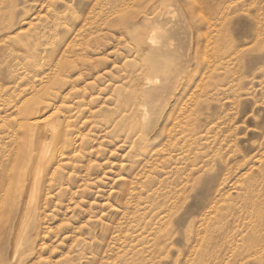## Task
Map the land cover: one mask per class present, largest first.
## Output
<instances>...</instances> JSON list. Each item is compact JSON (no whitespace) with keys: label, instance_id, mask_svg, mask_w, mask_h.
<instances>
[{"label":"rangeland","instance_id":"rangeland-1","mask_svg":"<svg viewBox=\"0 0 264 264\" xmlns=\"http://www.w3.org/2000/svg\"><path fill=\"white\" fill-rule=\"evenodd\" d=\"M0 92V172L19 104L60 118L20 264H264V0H0Z\"/></svg>","mask_w":264,"mask_h":264},{"label":"bare ground","instance_id":"bare-ground-1","mask_svg":"<svg viewBox=\"0 0 264 264\" xmlns=\"http://www.w3.org/2000/svg\"><path fill=\"white\" fill-rule=\"evenodd\" d=\"M149 5H151V4H149ZM137 19H139V17ZM148 22H149V18L144 17L143 23H148ZM187 22H189V21H187ZM159 28H161V27H159ZM191 28H192V26H191ZM153 30L154 31L149 36V41L151 43L152 42L155 43L159 39L158 30H155V29H153ZM150 33H151V31H150ZM192 33H194V32H192ZM204 34L206 35L207 33H204ZM202 36H203V34H202ZM208 36H210V35L208 34ZM197 44H201V45L203 44V39L201 37L199 39H197ZM204 44H206V43H204ZM205 46H207V45H205ZM205 46L203 48H206ZM197 48L201 49L200 46H197ZM179 49H181V48H179ZM203 50L204 49H202V51ZM204 54H205V52H204ZM206 55H208V54H206ZM206 57H208V56H206ZM207 60H209V59L207 58ZM57 65H58V63H57ZM55 69H56L55 70L56 72H57V70L59 71V69H57V68H55ZM56 72L54 74H56ZM186 72H188V71H186ZM147 74L148 73H146V75L142 74V75H144L141 78V80L143 81V84H147V83H150L153 81L152 78L147 76ZM151 74H153V73H151ZM203 74H204V72H203ZM52 75H53V73H52ZM200 75H202V74L200 73ZM58 76H60V75H58ZM152 76L154 77V75H152ZM158 80H156V81H158ZM38 83H40V81ZM41 84H43V83H41ZM41 84H38V86H40ZM34 85H37V84L35 83ZM35 87H37V86H35ZM35 87H30V88H32V89L34 88V90H36L38 87L36 89H35ZM40 87L43 88V86H40ZM139 93L145 94L144 89L141 87H140V89L138 88L135 95H137ZM41 98H42L41 95L37 94L32 99H27L23 103L19 104L20 105L19 113L21 112V114L24 115V119L23 120L21 119L22 121H18L17 122L18 126L15 124L17 126V129H15V131L13 130L15 142L17 144L16 147L17 146L18 147H17V149L15 148L16 151L14 150L13 153L11 152L12 154L10 155L9 161L7 163H4L1 165V172H0L1 179H3V181L6 180L7 182H9V186H7L8 183L6 184L7 187L5 186L6 191H5V187H4V190L2 189V191H4V194L2 193V195H6V197H4V198H6L7 204H8L4 210V213H3L5 215V219L7 218V214L9 212L11 213L10 215H8L9 216L7 219L8 223L5 225V228L2 231H5V230L7 231V228L8 229L10 228V230H12L13 234L17 238V243H15L14 247L11 246V248L7 254V259L10 262H15L17 264L22 263L23 260H25V258L34 249V246H35L34 243L36 241L38 231L36 230L35 225L31 230H29L28 224H32V222L34 221L33 212L36 211L37 207L40 206V205L38 206L40 198H41L40 196H41V193H43V190L45 187V182H47L46 178L50 174V170H51L52 165L54 164V166H55L56 165L55 163L57 162V165H56L57 167L55 166L56 168H54V169L58 170L59 166L61 165V161L63 160L62 157H61V159L57 160L58 157L56 155L57 159L55 161V158H53V156L51 154V149H52L51 147H52L53 140L56 138L60 139V136L58 134V121L60 118L59 119L58 118L53 119L52 117H50V118L42 117V114L51 108V103H49V104L44 103L41 101V100H43ZM19 105H17V106H19ZM61 105H58V107H56V108H59V106H60V110H61V108H62ZM56 110H59V109H56ZM134 110L136 113L143 114L144 119L147 117L148 112L146 110L145 105L139 104V107H136ZM5 118H7V117H5ZM176 120H177V117H176ZM4 121H6V120H4ZM16 121H17V119H16ZM142 125H143V123H142ZM170 126H172V125H170ZM172 129H174V128H171V130ZM170 134H171V132H170ZM57 147H59V146H57ZM60 150H61V148H60ZM8 154H10V153H8ZM57 154H58V152H57ZM58 155L61 156L63 154H58ZM55 170L51 173L52 176H53V174L56 173ZM48 181H49V179H48ZM47 184H48V182H47ZM47 184H46V186H47ZM44 198H43V200H44ZM2 200L0 199L1 202H3ZM0 204H2V203H0ZM1 207H2V205H1ZM39 215H41V214H39ZM12 236L13 235H11V237ZM23 241H25V243H23ZM2 243L3 242H1V240H0V248H1ZM38 243H39V241H38ZM24 245H27V246L25 247Z\"/></svg>","mask_w":264,"mask_h":264}]
</instances>
